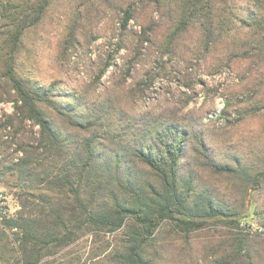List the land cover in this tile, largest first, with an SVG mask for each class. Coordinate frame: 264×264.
Instances as JSON below:
<instances>
[{
  "label": "trees",
  "instance_id": "obj_1",
  "mask_svg": "<svg viewBox=\"0 0 264 264\" xmlns=\"http://www.w3.org/2000/svg\"><path fill=\"white\" fill-rule=\"evenodd\" d=\"M51 1L0 0V101L12 102L0 117V183L17 201L0 216V264H48L83 235L99 233H116V244L105 259L94 252L82 264H199L200 257L201 264H264V237L231 229L248 186L264 184V169L251 172L255 165L237 155L217 157L199 124L176 107L128 116L109 97L83 101L58 82L20 73L23 36ZM78 2L86 12H123L124 30L138 5L147 14L138 44L172 55L189 52L195 29L196 52L217 55L212 72L244 65L248 95L240 103L230 92L221 115L234 107L240 116L264 111V0H244L245 7L237 0Z\"/></svg>",
  "mask_w": 264,
  "mask_h": 264
},
{
  "label": "rangeland",
  "instance_id": "obj_2",
  "mask_svg": "<svg viewBox=\"0 0 264 264\" xmlns=\"http://www.w3.org/2000/svg\"><path fill=\"white\" fill-rule=\"evenodd\" d=\"M128 1L133 0H101L105 5ZM78 3V0L51 1L39 25L23 36L18 57L20 73L42 84L58 82L63 93H75L83 101L99 103L109 97L128 116L141 110L176 107L179 115L199 124L217 157L237 155L244 165H255L254 170L248 166L251 172L264 169V111L240 116L234 107L227 117L221 115L230 92L240 103L248 95L242 92V62L212 72L217 55L204 58L196 52L195 29L189 32L192 35L189 52L172 55L157 45L138 44L137 35L147 17L146 10L141 11L138 5L134 9L136 19H130L124 30L123 12L115 13L108 6H99L97 13L86 12V6ZM237 3L245 7L244 0ZM152 18L162 23L158 12H153ZM69 36L74 38L72 44ZM108 60L110 64L102 72ZM240 105L243 104L236 107ZM11 111L12 102L0 101V117ZM217 186L225 191L223 181ZM0 193L5 196L7 215L13 213L17 204L15 190L0 183ZM220 194L225 197L226 193ZM241 211L240 224L231 229L264 237V232L251 227V224L264 225V184L248 186ZM116 241V233H99L94 237L86 234L46 261L62 264L69 259L70 264H82L94 252L102 260L109 256L108 251ZM201 241V237L194 238L192 243L201 247ZM198 262L203 263L201 257Z\"/></svg>",
  "mask_w": 264,
  "mask_h": 264
},
{
  "label": "built area",
  "instance_id": "obj_3",
  "mask_svg": "<svg viewBox=\"0 0 264 264\" xmlns=\"http://www.w3.org/2000/svg\"><path fill=\"white\" fill-rule=\"evenodd\" d=\"M8 210L9 209L5 201V196L2 193H0V216L7 215ZM251 227L255 230H258L259 232H264V225L257 226V225L251 224Z\"/></svg>",
  "mask_w": 264,
  "mask_h": 264
}]
</instances>
